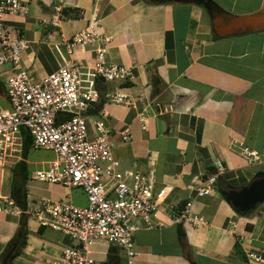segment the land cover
<instances>
[{
    "label": "crops",
    "instance_id": "crops-1",
    "mask_svg": "<svg viewBox=\"0 0 264 264\" xmlns=\"http://www.w3.org/2000/svg\"><path fill=\"white\" fill-rule=\"evenodd\" d=\"M22 1L29 5V15H6L4 25L27 43L22 62L36 80L57 72L66 60L94 65V45L68 56L62 39L85 30L93 16L98 32L111 38L107 60L135 72L129 83L101 82L99 102L87 110L85 121L87 138L94 140L95 123L105 120L114 132L113 155L122 169L152 173L156 190L171 187L154 219L159 227L149 230L137 221L136 264H248V251L264 255V203L240 214L217 187L204 197H197L195 189L217 171V162L225 168L220 178L237 187L264 172V163H249L238 149L244 145L264 160V30L229 34L228 26L229 15L264 12V0H63L65 18L58 27L43 24L53 13V0ZM9 72V67L0 68L4 109L10 108L5 84ZM117 88L131 96L134 108L109 101ZM140 98L151 104L145 129L138 118L143 110ZM124 129L132 135L128 143L118 135ZM30 151L28 205L42 200L87 205L80 188L36 180L34 172L45 169L55 154L33 160ZM12 168L0 162V197L12 196L15 190ZM189 201L194 202L193 212L209 224L183 223L185 237L180 242L172 214ZM23 227L29 232L27 243L9 264H52L66 247L76 245L35 217L0 213V264ZM90 255L94 264L126 261L123 249L104 240L91 246Z\"/></svg>",
    "mask_w": 264,
    "mask_h": 264
},
{
    "label": "built area",
    "instance_id": "built-area-1",
    "mask_svg": "<svg viewBox=\"0 0 264 264\" xmlns=\"http://www.w3.org/2000/svg\"><path fill=\"white\" fill-rule=\"evenodd\" d=\"M63 9V0H53V13L43 20V24L58 27L65 18ZM29 13V5L22 0H0V68L9 67L10 70L5 81L10 108L0 107V162L14 167L22 160L23 131L26 130L32 137L34 149L51 150L55 154L45 169L34 172V178L65 188L82 189L87 205L42 200L35 206L23 208L13 196H2L0 213L17 217L30 215L41 226L74 240L76 245L66 247L52 264H94L90 248L99 240L123 249L126 254L124 264H136L138 253L134 236L140 228L137 221L143 222L149 230L158 228L154 219L171 187L156 190L152 173L122 169L113 155L117 147L114 132L105 120L95 123L97 135L94 140L87 138L85 121L87 110L99 102L101 82L129 83L135 79V72L107 60V45L111 38L98 32V19L93 16L85 30L70 38L62 35V39L68 56L94 45V65L84 67L66 60L57 72L36 80L22 62L27 43L22 37L13 36L4 25L6 15L26 17ZM108 99L115 104L135 107L134 100L122 88L111 92ZM140 102L143 110L138 118L145 129L151 104L143 98ZM118 135L123 143L132 140L129 129ZM238 149L249 163H264L256 151L244 145H239ZM216 166L217 171L195 187L197 197L216 191L217 181L225 172L221 162ZM193 208L194 202H187L182 210L172 214L173 222L178 226L185 222L207 226L208 220L195 214ZM246 259L248 264H264L262 253L248 251Z\"/></svg>",
    "mask_w": 264,
    "mask_h": 264
},
{
    "label": "water",
    "instance_id": "water-1",
    "mask_svg": "<svg viewBox=\"0 0 264 264\" xmlns=\"http://www.w3.org/2000/svg\"><path fill=\"white\" fill-rule=\"evenodd\" d=\"M229 34H244L264 30V12L249 16H228ZM59 115L57 116V119ZM217 189L221 195L240 214H249L264 203V172H259L246 186L237 187L221 177L217 181ZM20 202V201H19ZM18 244H14L4 257L2 264H9L15 258ZM192 264H197L193 262Z\"/></svg>",
    "mask_w": 264,
    "mask_h": 264
},
{
    "label": "trees",
    "instance_id": "trees-1",
    "mask_svg": "<svg viewBox=\"0 0 264 264\" xmlns=\"http://www.w3.org/2000/svg\"><path fill=\"white\" fill-rule=\"evenodd\" d=\"M23 159L19 161L13 168H12V176L13 181L15 185V190L13 191L12 196L17 200V202L23 207L26 208L28 205L27 203V193L25 188V183L28 179L29 173H28V164L26 163L27 154L29 153L30 149L32 148V137L31 135L24 130L23 131ZM20 201V202H19ZM179 225V240L180 242H183V239L185 237V233ZM29 232L26 228H21L19 231V234L15 237L13 242L10 244L8 250L4 253V257L7 255V253L11 250L12 246L14 244H18V247L15 251L16 255H19L22 253L23 248L25 247L27 243ZM2 259V261H3Z\"/></svg>",
    "mask_w": 264,
    "mask_h": 264
},
{
    "label": "rangeland",
    "instance_id": "rangeland-1",
    "mask_svg": "<svg viewBox=\"0 0 264 264\" xmlns=\"http://www.w3.org/2000/svg\"><path fill=\"white\" fill-rule=\"evenodd\" d=\"M251 15V14H249ZM54 157V153L50 152V151H45V150H35L32 149L30 151V159L33 160H47L49 158H53Z\"/></svg>",
    "mask_w": 264,
    "mask_h": 264
}]
</instances>
